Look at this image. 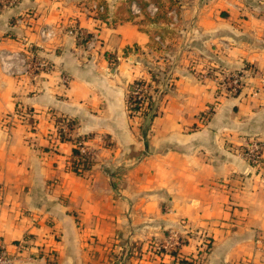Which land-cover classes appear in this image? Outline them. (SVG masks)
Here are the masks:
<instances>
[{
	"label": "crops",
	"instance_id": "obj_1",
	"mask_svg": "<svg viewBox=\"0 0 264 264\" xmlns=\"http://www.w3.org/2000/svg\"><path fill=\"white\" fill-rule=\"evenodd\" d=\"M102 1L0 0V54L30 45L52 66L32 80L0 63V245L13 264H117L128 242L143 247L190 230L211 241L202 264H264V178L241 155L249 142L264 141V0H252L257 8L250 0L196 1L204 7L195 32L207 49L178 57L147 122L129 116L127 95L133 81L148 78L135 52L150 37L117 19L118 4ZM95 4L108 8L106 20ZM68 28L96 40L80 47ZM196 52L208 60H192ZM208 67L217 76L246 67L256 74L227 95L219 78L201 79ZM16 104L33 112L34 128L4 126ZM57 118L77 125L64 128ZM77 137L94 155L81 174L69 164ZM195 245L161 264L193 257ZM123 264L160 263L128 255Z\"/></svg>",
	"mask_w": 264,
	"mask_h": 264
},
{
	"label": "built area",
	"instance_id": "obj_2",
	"mask_svg": "<svg viewBox=\"0 0 264 264\" xmlns=\"http://www.w3.org/2000/svg\"><path fill=\"white\" fill-rule=\"evenodd\" d=\"M16 0H4V3H13ZM147 10L150 11L151 14L157 12V7L154 4L153 0H147ZM93 9L101 13L104 10V5L102 4H95ZM130 10L132 14H138L140 9L132 3L130 6ZM69 34H84L82 31L74 30L73 28H68ZM47 35L45 30L40 31V36L44 38ZM96 40L95 36L90 42H94ZM156 42H159V38H155ZM89 42V43H90ZM88 43V44H89ZM15 59L18 61V65H15ZM0 63L1 67L5 69V71L13 76L18 77H27L32 80L39 78L42 75L49 74L52 70V66L43 58H41L38 54L36 48L30 45H26L21 52V54H8V53H1L0 54ZM256 72L252 67H246L243 71L238 73H230L226 74L221 79V84L219 90L227 95H235L236 92L242 87L241 81L247 76L255 75ZM206 73H201V79L207 78L204 76ZM140 80H136L131 84L128 89L127 95V106L132 107L134 105H138L139 108L136 112L132 113L134 116H141L143 118V113L147 112L148 107V99L145 96L147 92L148 96H151L152 101L157 106V111L162 103V95L163 90L157 89L156 95H152V85L145 80V84H139ZM62 82L64 84L67 83V78L62 76ZM153 82V81H151ZM172 84V79H169L166 87ZM150 87V88H149ZM162 89V88H161ZM225 90V91H224ZM231 91V92H230ZM129 111V110H128ZM211 116V110L208 109L204 114H202V122H206V120ZM4 126L10 125L11 122H19L26 124L29 128H34L36 122L33 118V112L31 110L24 108L18 104H16L15 111L13 114L4 117L3 119ZM63 128V126H62ZM64 128L66 126L64 125ZM60 137V134H59ZM61 138V137H60ZM81 150L87 151L84 147V143H81ZM264 153V141H251L247 144V146L241 151V155L244 160L254 169L258 171V173L262 174L264 178V161L262 159V155ZM190 240H194L196 242L195 249H194V256L189 259H184L179 263H191V264H202L206 255L210 251L211 248V241L207 237L206 234L200 231H174L170 230L167 232L166 236L163 240H150L145 243V245L138 246L128 242L125 246V249L118 252V259L117 264H123L125 258L128 255H136L141 257H146L148 259H156L161 264L163 263V259L165 257L176 259L180 257V249ZM138 246V247H137ZM122 255V256H121ZM13 257L7 253L5 248L0 245V264H13ZM150 261V260H149Z\"/></svg>",
	"mask_w": 264,
	"mask_h": 264
},
{
	"label": "rangeland",
	"instance_id": "obj_3",
	"mask_svg": "<svg viewBox=\"0 0 264 264\" xmlns=\"http://www.w3.org/2000/svg\"><path fill=\"white\" fill-rule=\"evenodd\" d=\"M141 1L148 2L147 0ZM154 1L157 4L156 6H158V10L154 14H151L150 11L147 10V6L145 12L140 11L138 14H132L130 10L132 3L129 6L128 0H109L113 5L118 4L117 11L120 18H127L128 15L131 16L132 22L139 25L151 38L145 51L136 50L135 52L138 53L136 61L148 73L147 79L138 78L137 80H146L148 83H151L152 89L156 88V91L157 89L163 90L162 100H164L166 92L170 87H166L165 85L169 79H172L174 64L183 51L191 49L192 47L198 50L203 48L207 49V47H204L206 38L196 35L195 32L196 29L202 28L201 22L196 19V10L199 12L201 9L197 7L204 6L200 3L198 5V2H196L197 0H153V2ZM102 2L109 3L105 0ZM250 3L254 4V7L257 8V1L250 0ZM208 10L209 9H206L205 11L208 12ZM219 10L220 8L216 7L214 12L217 13ZM156 37L159 38V42H156ZM194 58H196V60L202 58V62L208 60L207 57H204V55L199 52L195 53L192 60H195ZM218 70L219 69H215L214 67H208L205 72L207 76H204L208 78H219L218 83L220 85L221 79L226 74L233 73L220 70V72L222 71L224 74L221 73L220 76H217L215 73L218 72ZM150 73L156 75L154 78L156 82H151ZM243 84V81H241L242 86ZM156 91L153 90L152 95H156ZM139 118L142 120L141 116Z\"/></svg>",
	"mask_w": 264,
	"mask_h": 264
},
{
	"label": "trees",
	"instance_id": "obj_4",
	"mask_svg": "<svg viewBox=\"0 0 264 264\" xmlns=\"http://www.w3.org/2000/svg\"><path fill=\"white\" fill-rule=\"evenodd\" d=\"M129 6L131 3H134L141 12H145L146 10V6L148 5V2H142L141 0H128ZM154 4L157 5L154 1ZM158 7V6H156ZM108 8L104 7L103 12L98 14V18L100 20H106L107 18V11ZM158 10V8H157ZM129 13V12H128ZM116 17L119 21H131L132 22V17L128 15L127 18H120V16H118V11H116ZM93 38V34L91 33H86V34H77L76 35V44L80 47H84L86 46ZM151 40V38H150ZM151 79L152 81H155L154 78L156 77V75H154L153 73H150ZM156 82V81H155ZM139 84H145V80H140L138 82ZM150 88V87H149ZM154 91H156V88L153 89ZM239 93V90L236 92L235 95H237ZM146 98L148 99V107H147V112L143 113V120L144 122L146 121H150L151 119H153L155 116H157L158 111H157V106L155 105V103L152 101L151 96L147 95V92L145 93ZM139 108V106L136 104L132 107H129V116L133 117L132 113L136 112L137 109ZM202 116V115H201ZM58 122H64V124L66 125V127H68L70 130L75 128L77 125V122H75L74 120H65L64 118H57ZM59 133H60V137L61 139H63L64 137V133L62 131V127L59 128ZM85 140V137H77L73 140V149L70 155V159H69V164H70V168L73 172H75L76 174H81V172L83 171H87L89 169H91V167L94 165V155L91 151H82L81 149V143ZM184 264H190V263H185L182 262Z\"/></svg>",
	"mask_w": 264,
	"mask_h": 264
}]
</instances>
